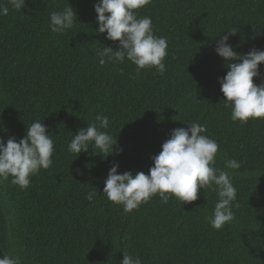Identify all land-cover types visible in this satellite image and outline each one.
<instances>
[{"label":"trees","instance_id":"1","mask_svg":"<svg viewBox=\"0 0 264 264\" xmlns=\"http://www.w3.org/2000/svg\"><path fill=\"white\" fill-rule=\"evenodd\" d=\"M95 3L25 0L21 11L8 5L0 16V138L18 142L40 120L55 147L52 166L26 190L11 177L0 180V258L120 264L127 251L142 264H264V120L232 122L219 83L229 69L214 50L229 29L237 31L228 43L238 53L264 50V0H152L139 9V17H151L154 33L167 38L162 75L155 68L137 73L127 59L99 65L96 49L116 50L118 42L98 33ZM69 5L76 24L52 33L49 13ZM97 115L108 117L106 131L119 154L102 157L90 145L76 158L68 144ZM189 122L206 126L204 134L218 143L216 167L242 162L230 171L239 205L233 223L216 230L205 220L214 191L181 206L157 195L127 213L108 201L103 188L113 162L118 174H148L172 130ZM93 190L98 196L90 202L85 197Z\"/></svg>","mask_w":264,"mask_h":264},{"label":"clouds","instance_id":"2","mask_svg":"<svg viewBox=\"0 0 264 264\" xmlns=\"http://www.w3.org/2000/svg\"><path fill=\"white\" fill-rule=\"evenodd\" d=\"M151 2L96 0L93 7L99 25L98 33H106L105 39L118 42L116 50L109 46L96 49L101 67L113 62L124 63L127 59L135 66L137 73L151 68L161 75L166 72L167 38L154 33L151 17L137 15L139 9ZM8 5L21 11L25 7V0H7V4H0V16L9 13ZM49 18L48 27L57 34L66 33L77 22V15L70 5L63 10L51 11ZM224 33L216 41L214 50L229 69L219 83L225 106L231 109L230 119L241 124L248 123L250 119L264 120V80L259 85L254 83V78L261 76L259 66L264 64V50L253 48L247 53H238L228 43L237 31L229 29ZM109 123L107 116L97 115L92 123L78 129L73 135L68 151L77 158L81 153L89 152L91 145L102 157L118 155L119 152L114 151L117 139L106 131ZM184 124L186 128L172 130L170 138L162 144V150L152 157L153 166L148 174L142 171L118 174L119 163L113 162L104 181L103 195L108 201L122 206L127 213L147 204L157 195L162 203L175 198L181 206L198 200L201 191L204 194L214 191L217 201L205 220L213 229L221 230L236 219L234 207L239 205L235 203L237 189L230 171H238L242 162L227 159L223 168L216 167L219 145L204 134L206 126L197 122ZM54 151L53 139L40 120L27 125L26 135L18 142L14 137H10L6 143L0 138V180L11 177L13 185L26 190L32 177L52 166ZM119 151L122 152V149ZM97 196V190H93L85 198L93 202ZM0 264H21V259L6 254L0 258ZM120 264H142V260L139 255L123 251Z\"/></svg>","mask_w":264,"mask_h":264}]
</instances>
